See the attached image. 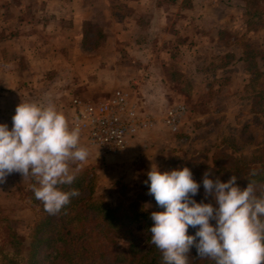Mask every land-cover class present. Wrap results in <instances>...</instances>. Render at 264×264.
Returning a JSON list of instances; mask_svg holds the SVG:
<instances>
[{"label":"rangeland","instance_id":"rangeland-1","mask_svg":"<svg viewBox=\"0 0 264 264\" xmlns=\"http://www.w3.org/2000/svg\"><path fill=\"white\" fill-rule=\"evenodd\" d=\"M203 1L206 4L215 3V0ZM216 1L218 5L223 2ZM245 1L246 6L242 5L244 11L258 10L260 5L248 4L250 0ZM162 2L168 12L165 21H155L153 14L141 19L143 28L127 29L128 33H134V41H141L140 44H129L126 38L121 39L117 27L110 29L111 34L107 36L103 33V26H96L103 25L101 21H96L95 26H90L89 23L81 25L77 41L85 53H101L107 38L116 40L120 56L114 73V88L109 92L95 93L91 87H88L87 92H71L67 83L80 77L58 69L62 64L55 61L52 69L38 74L30 83L36 85V90L41 85V89L45 87L43 91H51L49 94L52 97L46 96L48 92L41 90L37 96L33 94L34 99L50 98L66 116L70 127L72 114L68 101L73 96H82L83 98L76 99L83 102L97 103L113 91L121 89L137 101L143 112L149 113L144 108L143 93L139 90L145 87L148 80L159 83L160 76L155 73L158 69L168 83L158 91V97L162 100L159 108L152 107L156 112L153 115L159 118L161 112L173 103L185 106L186 113L177 134L171 135L157 124L155 128L134 136L121 152L102 153L88 146L81 134L80 143L87 148L89 155L75 175L85 176V182H90L94 187V196L110 204L116 195L136 191L137 184H140L145 187L141 195L144 206L147 209L154 208L156 202L148 194V185L145 183L152 164L162 172L183 167L197 172L199 165L219 170L220 166L230 161V157L237 156L238 153L244 154L257 144L264 147V110H250L251 106H255L256 94L264 89V77H255L256 68L264 71V59H260L261 56L264 57V15L252 18L251 23H259L257 27L260 29L256 31L244 32L240 16L238 29H234V32H231L232 29H223L220 25L218 40L214 45L197 43L193 49L192 44L185 43L186 16H175V13L168 11L174 4L172 1ZM201 3L200 0L197 1L198 5ZM123 7L124 3L117 2L115 13L122 15ZM6 15L9 17L11 13L4 17ZM225 21L224 17L223 22ZM235 22L236 19L233 23ZM200 25L194 23V35L204 27L201 22ZM233 26L230 28H234ZM3 36L4 33L0 32V37ZM245 52L253 54L255 61L239 60ZM145 65L154 70L149 76L141 71ZM84 70L91 77L92 83L94 80L107 83L108 76L97 77V70L93 71L91 64H86ZM76 168L77 164L70 165V171H75ZM200 174L198 178L203 179L205 172ZM194 177L197 181V177ZM217 178L221 182L228 180V177L223 178L220 174ZM33 183L35 180L32 177H22L14 172L0 184V264H9L10 261L17 264L25 262V252L17 242H22L23 246L30 242L34 226L41 217L39 200L30 187ZM201 192V196H205L204 189ZM211 201L215 204L212 197Z\"/></svg>","mask_w":264,"mask_h":264},{"label":"clouds","instance_id":"clouds-1","mask_svg":"<svg viewBox=\"0 0 264 264\" xmlns=\"http://www.w3.org/2000/svg\"><path fill=\"white\" fill-rule=\"evenodd\" d=\"M11 119V130L0 124V184L14 172L32 177L35 198L54 215L80 195L78 189L63 191L59 186L73 183L89 155L80 143L81 130L69 126L50 98L20 102ZM71 164H77L75 171H70ZM209 175L205 173L202 185L215 207L193 199L200 185L189 168L162 172L152 164L145 183L163 211L150 214L151 243L162 253L164 264H188L192 247L198 258L215 264H264V196H256L255 182L241 189L235 175L226 182ZM189 227L196 229L195 235L187 234Z\"/></svg>","mask_w":264,"mask_h":264},{"label":"crops","instance_id":"crops-1","mask_svg":"<svg viewBox=\"0 0 264 264\" xmlns=\"http://www.w3.org/2000/svg\"><path fill=\"white\" fill-rule=\"evenodd\" d=\"M182 1L184 0H175L168 11L175 13V16L182 14L186 16L185 43L192 44L193 49L197 43L214 45L218 40L220 25L223 29H232L231 32H234V29H238L239 18L244 11L239 0H223L220 5L216 0L211 4L200 0L202 2L200 5L197 4L199 0H189L187 6L181 5ZM117 2L124 3L122 15L115 13ZM7 13L11 15L4 17ZM167 13L162 0H0V32L5 35L0 37V124L12 127L11 118L20 102L47 101L34 99L45 87L41 89L40 85L39 90H36V85L30 83L38 74L52 69L53 61L61 62L62 66L58 69L80 77L67 83L71 92H87L88 87H91L95 93H102L114 88V73L120 56L116 49V40L107 38L101 53L97 51L85 53L77 41L82 24L89 23L90 26H95L96 21H101L103 25L96 26H103V33L107 36L111 34L110 29L117 27L120 38L123 40L126 38L129 44H140L141 41H134V33H128L127 29L143 28L141 19L153 14L155 21L162 23ZM235 19L236 22L233 23ZM200 22L204 27L194 35L192 30L195 27L194 23L200 25ZM231 26L234 28H230ZM9 32L11 34L8 35ZM86 64H91L93 71L97 70L95 73L97 77L108 76L107 83H100L98 80L92 83L91 77L84 70ZM150 69L151 67L145 65L141 71L149 76V73L154 71ZM158 70L155 73L160 76L159 83L148 80L145 87L138 89L143 93V104L146 106L141 107L154 115L156 112L152 107L159 108L162 100L158 97V91L164 89L168 83L163 73ZM43 92H48L46 96L52 97L49 94L51 91ZM71 98L68 107L73 120L75 111L71 105Z\"/></svg>","mask_w":264,"mask_h":264},{"label":"trees","instance_id":"trees-1","mask_svg":"<svg viewBox=\"0 0 264 264\" xmlns=\"http://www.w3.org/2000/svg\"><path fill=\"white\" fill-rule=\"evenodd\" d=\"M239 1L246 6L245 0ZM182 2L183 6H187L188 0ZM249 3L260 6L257 11L249 9L242 13L241 26L244 32L260 29L257 27L258 22L251 23L252 18L264 15V0H250ZM262 57L260 59L263 60ZM255 59L253 54L245 52L239 60L245 62ZM256 71L255 77H264V71L257 68ZM254 99L255 106H251L250 110H264V89ZM197 167V172L190 170L192 178L196 176L197 181L194 180L200 185L198 194L193 197L197 203L203 201L216 206L210 195L207 198L201 196L203 186L198 175L202 172L210 173L208 178L213 180L219 174L228 179L235 175L236 184L241 189L248 182H255L256 196H264V147L259 144L244 154L230 157V161L220 166L219 170L206 165ZM253 170L255 176L250 175ZM59 187L63 191L78 189L80 195L73 197L68 205L54 215L46 212L43 203L38 201L41 217L34 226L30 242L25 246L17 242L25 252L23 264H164L162 253L151 243V233L148 231L153 224L150 214L163 211V208L154 205V208L147 209L144 206L141 196L144 186L137 184L136 191L116 195L112 204L96 198L94 187L90 182H85L83 175L76 176L72 184ZM210 223L215 225V221ZM195 231L189 227L187 234L195 235ZM188 256V264H215L214 260L198 258L194 247L190 248ZM9 264L17 263L10 261Z\"/></svg>","mask_w":264,"mask_h":264},{"label":"built area","instance_id":"built-area-1","mask_svg":"<svg viewBox=\"0 0 264 264\" xmlns=\"http://www.w3.org/2000/svg\"><path fill=\"white\" fill-rule=\"evenodd\" d=\"M71 105L75 111L72 126L80 128L88 146L102 153L125 150L134 136L155 128L157 124L175 135L186 113L183 104L173 103L156 118L143 112L137 101L121 89L97 103L73 99Z\"/></svg>","mask_w":264,"mask_h":264}]
</instances>
